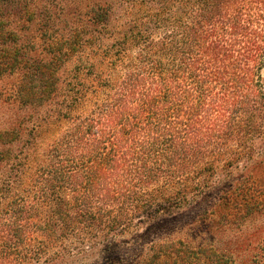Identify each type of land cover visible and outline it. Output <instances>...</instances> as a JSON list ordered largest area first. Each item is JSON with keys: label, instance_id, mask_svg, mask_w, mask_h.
<instances>
[{"label": "trees", "instance_id": "1", "mask_svg": "<svg viewBox=\"0 0 264 264\" xmlns=\"http://www.w3.org/2000/svg\"><path fill=\"white\" fill-rule=\"evenodd\" d=\"M142 1L159 8L124 27L138 53L119 94L50 149L36 185L0 184V264H249L183 240L134 258L118 252L122 226L216 190L209 180L222 159L243 161L251 178L264 161V0ZM113 7L93 9V23L107 27ZM17 44L0 18V75L23 70L18 98L40 104L57 87V60H35ZM242 180L218 189L214 210L230 209Z\"/></svg>", "mask_w": 264, "mask_h": 264}, {"label": "rangeland", "instance_id": "2", "mask_svg": "<svg viewBox=\"0 0 264 264\" xmlns=\"http://www.w3.org/2000/svg\"><path fill=\"white\" fill-rule=\"evenodd\" d=\"M131 1L0 0V18L18 35L16 46L35 60H57L52 63H57L59 79L44 102L24 104L17 95L24 71L0 75V133L10 134L0 139L1 186L2 182L6 189L13 183L29 189L36 185L39 170L51 163L50 149L119 94V83L138 53L132 40L123 41L122 33L159 8L154 2ZM107 2L114 6L109 24L95 25L93 9ZM20 8L24 11L17 13ZM262 80L264 87V69ZM250 169L243 161L227 167V159H222L209 180L216 190H207L196 200L189 193L184 208L144 226H122L119 230L127 231L117 237L123 243L118 252L134 258L152 243L183 240L212 246L240 262L264 264V161L255 167L254 178ZM242 178L244 189L230 209L214 210L218 189ZM103 237L101 233L98 239ZM129 245L131 250L122 249Z\"/></svg>", "mask_w": 264, "mask_h": 264}]
</instances>
